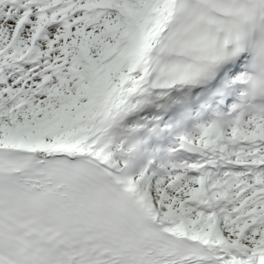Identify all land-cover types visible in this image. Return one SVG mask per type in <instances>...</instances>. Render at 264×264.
Segmentation results:
<instances>
[{
    "label": "snow or ice",
    "instance_id": "obj_1",
    "mask_svg": "<svg viewBox=\"0 0 264 264\" xmlns=\"http://www.w3.org/2000/svg\"><path fill=\"white\" fill-rule=\"evenodd\" d=\"M0 264H264V0H0Z\"/></svg>",
    "mask_w": 264,
    "mask_h": 264
}]
</instances>
